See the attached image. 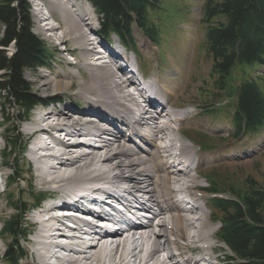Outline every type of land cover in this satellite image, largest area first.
<instances>
[{
	"label": "bare ground",
	"instance_id": "obj_1",
	"mask_svg": "<svg viewBox=\"0 0 264 264\" xmlns=\"http://www.w3.org/2000/svg\"><path fill=\"white\" fill-rule=\"evenodd\" d=\"M35 16L48 26L50 40L67 46L64 55L72 54L71 62H75L78 71L85 70L87 76H81V81H76L73 74H67L66 81H61V75L57 73L41 76L40 88L44 93L63 94L75 89L74 97L76 101L81 99L83 108L69 101L72 110L66 106L52 108L46 114L39 113L32 125L24 128L28 136L35 138L37 127L43 124V132L51 141L36 138L33 148L27 151L38 183L46 190L43 193L54 199L40 211L48 218L32 219L36 228L32 236V244H36L34 256L40 264H50L51 249L57 247L55 243H60L59 249L67 254L57 258L55 264H214L213 261H218L215 256L218 247L213 242L217 239V232L210 227L211 218H207L199 205L203 198L196 193L200 188L197 176L203 174L200 167L204 159L191 147L182 144L181 152L189 159L184 160L187 171L177 168L179 163L170 152L177 147L175 130L182 134L186 117L179 118V114L170 111L174 106L168 88H163L161 83L159 87L164 98L159 96L150 100V110L139 108L136 102L142 93L137 89H134L136 93L130 90L139 80L124 79L128 66L124 62L125 66L120 62L119 69H116L118 60L122 59L120 53L114 52L110 63L97 65L93 62V53L86 48L95 45L94 42L90 44L88 34L93 21L92 12L82 8L76 0H54L50 18L41 20L37 12ZM52 21L57 25L51 24ZM70 45L76 47L78 55L69 49ZM157 101L162 102L165 114L159 115L157 110L153 112ZM134 112L141 115L139 127L146 128L147 135L129 134L130 129L136 132L129 117ZM173 115L178 118L172 120ZM53 132L69 140L57 139ZM2 135L0 132L1 139H4ZM88 136L96 147L89 148L87 141H80ZM70 138L74 140L72 145L68 144ZM40 152L49 154L39 156ZM1 180L4 182L3 177ZM101 181L104 182L99 185ZM77 191L85 194L76 195ZM90 192H99L129 207L135 202L148 214H154L156 220H149L144 228L125 230L121 226L114 232L100 234L95 227H90V233H83L85 227L79 225L75 230L78 236L68 238L62 227L63 221L54 217V213L61 208L89 212L90 209L81 202ZM184 197L194 199L197 216H184L181 210ZM205 206L208 207L206 203ZM143 210L138 209L140 217L145 214ZM142 218L145 219L137 220ZM136 230L141 232L139 237H135ZM173 259L177 261L173 262Z\"/></svg>",
	"mask_w": 264,
	"mask_h": 264
},
{
	"label": "trees",
	"instance_id": "obj_2",
	"mask_svg": "<svg viewBox=\"0 0 264 264\" xmlns=\"http://www.w3.org/2000/svg\"><path fill=\"white\" fill-rule=\"evenodd\" d=\"M89 1L100 16L104 36L116 35L130 46L135 25L146 37L158 41V29L151 25L150 17L161 0ZM203 12L206 50L212 61L210 76L217 95L236 99L231 115L236 137L256 133L264 127V93L254 79L240 81L235 89L232 81L238 69H243L244 76H248L246 71L250 68L264 66V0H206ZM0 28L4 31L0 39V96H4L10 107L18 109L19 116L15 120L18 124L36 104L52 100L41 99L24 76L25 70L34 72L48 66L50 54L32 32V16L26 0H0ZM11 45L15 53L8 56L6 50ZM0 105L5 107L4 103ZM6 133L10 135L6 138L7 149L24 148L23 137L16 127L7 129ZM200 138L208 140L210 137L201 135ZM11 171L14 176L18 175L14 167ZM221 179H213L209 192L220 193L217 188L220 183L231 194L229 199L211 201L212 218L221 224L219 239L232 253L229 264H264V182L249 178L243 187L233 188V184L227 187ZM19 180L17 177L11 181L16 184ZM26 205L17 198L12 205L13 213L3 224L0 237L7 242L5 264H21L27 257L20 244L27 239Z\"/></svg>",
	"mask_w": 264,
	"mask_h": 264
},
{
	"label": "rangeland",
	"instance_id": "obj_3",
	"mask_svg": "<svg viewBox=\"0 0 264 264\" xmlns=\"http://www.w3.org/2000/svg\"><path fill=\"white\" fill-rule=\"evenodd\" d=\"M82 1L83 3L85 2V0ZM205 1L161 0L159 8L151 12L150 17L151 25L156 26L158 29V41L155 42L149 39L134 25L133 42L130 45V59L137 58L138 64L144 66L143 74L158 87L163 85V88H168L173 106L180 109L181 113H186V122L181 127L182 133L190 129L212 136L207 138V143L213 142L214 147L209 148V146L205 150L201 149V151H198V147L191 144L192 141L186 139L184 136L182 138L181 133H178L177 129L175 130V136L180 137L187 147L194 146L193 148L198 151V156L204 159L200 167L203 172L201 175L203 176H197V182L200 187L209 186V180L206 178L208 174L218 179L222 177L221 182L226 183L227 187L233 184V188L243 187L249 178L263 183L264 128L256 134L235 138V126L231 120V115L234 111L236 99L234 96L232 99H229L224 94L217 95L218 92L215 89L214 80L210 76L212 61L206 50V24L203 12ZM28 3L30 4V2ZM30 7L33 22L36 25L38 18L36 19L32 5ZM51 24L57 25L55 21L51 22ZM35 30L33 33H36ZM3 35V28H0V39L3 38ZM117 39L114 38L115 43H118ZM43 41L51 50L53 57L50 63V70L41 69L36 73L25 71V79L31 83L33 91L39 97L47 98L58 95L65 100V103L62 105L72 110L69 101H73L75 102V106L78 105L77 107L82 109L83 103L81 99L77 98L76 101L74 97L75 89L68 92L65 91L63 94H57L52 91L44 93L40 88V85L43 83L41 79L43 75H55L57 73L61 75V81H66L64 77L67 74H73L76 77V81H81V76L83 75L87 76L85 70L81 69L82 73L77 70L76 64H72L73 62H71L72 58L67 54L64 55L61 48L53 50L56 47L55 40L52 41L46 38ZM69 49L75 50L77 52L75 54H79L74 45H70ZM6 51L8 56H12L15 53V48L11 45ZM134 53L137 57L133 55ZM76 57L74 58L76 59ZM77 62H79L78 59ZM243 71V69H238V71L234 72V79L232 81L234 89L240 81L254 79L264 93V67L254 66L248 71L245 70L248 76H244ZM201 93H205V95H201ZM212 94L214 95L213 97ZM1 103H4L5 106L2 108L0 105V123L3 122L2 131L4 133H2V136H4V139H9L10 135L5 130L7 128L12 130L18 126L19 133L27 141V146L24 153H22L23 150L13 148L12 151L6 150L7 156L5 155V158H0L2 162L10 163V169L14 167L18 171V175L15 178L21 177L16 185L11 181L6 193L0 196V230L5 220L13 213L12 205L17 201V196L21 202L28 203L30 206L33 204L34 197L38 193L46 192V190L40 187L39 181L36 178L34 165H32L27 157L28 135L25 132L24 125H17L15 123V120L19 116L18 109L10 107L8 102H5L4 96H0ZM61 107L64 108L63 106ZM3 111H5V114H3ZM179 125H174V128H179ZM187 135L188 137L191 136L190 133H187ZM199 136L201 137V134H194L193 137L196 139L193 140H196L201 145L206 144ZM0 143L2 146L5 145V141L1 137ZM10 169L6 168L3 170L5 176L11 174ZM2 186L0 184L1 190ZM205 203L208 207L205 206ZM199 205L203 207L204 214L210 219V216H212L210 202L203 198L199 202ZM32 215V211L28 212L26 221L28 225L33 227L32 231L34 232L36 228H34L35 225L32 222ZM209 225L212 230L218 231V224L210 221ZM32 235L27 238V242L20 243L28 253L27 258L21 264H40L33 254L36 244L35 242H33L34 245L32 244ZM215 244L221 247L220 254H217V256H220L225 261V264H227L230 255L228 249L219 243ZM5 250L6 241L0 240V264H5L2 259ZM192 257L196 258L197 256L193 255Z\"/></svg>",
	"mask_w": 264,
	"mask_h": 264
}]
</instances>
